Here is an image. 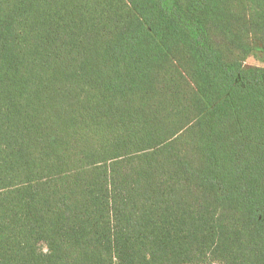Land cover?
Masks as SVG:
<instances>
[{"label":"trees","instance_id":"trees-1","mask_svg":"<svg viewBox=\"0 0 264 264\" xmlns=\"http://www.w3.org/2000/svg\"><path fill=\"white\" fill-rule=\"evenodd\" d=\"M264 0H0V264H264Z\"/></svg>","mask_w":264,"mask_h":264},{"label":"rangeland","instance_id":"rangeland-1","mask_svg":"<svg viewBox=\"0 0 264 264\" xmlns=\"http://www.w3.org/2000/svg\"><path fill=\"white\" fill-rule=\"evenodd\" d=\"M247 66H261L264 67V56L259 52H254L249 56L245 62Z\"/></svg>","mask_w":264,"mask_h":264}]
</instances>
